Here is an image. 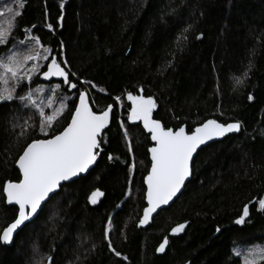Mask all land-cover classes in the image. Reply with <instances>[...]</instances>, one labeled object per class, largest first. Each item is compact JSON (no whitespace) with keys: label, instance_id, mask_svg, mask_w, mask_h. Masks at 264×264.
<instances>
[{"label":"trees","instance_id":"trees-1","mask_svg":"<svg viewBox=\"0 0 264 264\" xmlns=\"http://www.w3.org/2000/svg\"><path fill=\"white\" fill-rule=\"evenodd\" d=\"M24 4L15 36L23 38L22 30L31 29L58 61H67L73 82L97 86L78 85L89 90L93 110L99 113L111 104L113 112L95 166L64 183L10 246L0 243V264H47L48 256L53 264H233L234 244L264 242V211L258 210L264 198V0ZM249 65L248 78L236 86L234 77ZM40 83L37 78L31 87ZM64 93L75 95V90L62 85L57 95ZM128 93L152 97L157 105L153 118L167 128L185 125L190 132L207 119L241 125L238 133L198 150L179 197L145 228L138 221L152 143L139 121L128 120ZM28 115L17 103L0 105V233L18 211L6 205L3 186L19 181L15 162L38 135L17 139L19 128L13 124ZM96 190L102 195L93 204ZM245 205L250 215L237 225ZM110 218L112 231L106 237ZM179 224H186L184 231L171 234ZM166 237L165 251L158 252ZM109 239L121 256L109 248Z\"/></svg>","mask_w":264,"mask_h":264},{"label":"snow or ice","instance_id":"snow-or-ice-1","mask_svg":"<svg viewBox=\"0 0 264 264\" xmlns=\"http://www.w3.org/2000/svg\"><path fill=\"white\" fill-rule=\"evenodd\" d=\"M16 3L20 10H15L8 4L0 8V17L8 14L7 27L0 24V47L6 49L0 54V105L17 103L28 110L29 115L23 123L13 124L14 130L19 128L18 140H26L37 132L38 135L25 144L18 158L22 179L16 183L8 182L3 188L7 203L18 206L17 217L0 233V243L4 245L12 243L14 233L31 221L42 204L56 194L62 182L70 181L88 171L97 162L104 140L102 134L109 127L113 112L111 104L99 113L93 110L94 100H91L89 90H81L78 85L87 84L92 88L97 86L91 81L73 82L71 77L75 73L66 70L67 61H58L57 56L52 54L53 49L46 46L31 29H23V38L17 40L15 32L19 25L15 21L22 16L25 4L24 0H16ZM48 28L51 30L52 25L49 24ZM250 71L251 65L240 76H235V85H242ZM37 78L49 82L58 78L59 82L47 86L38 84L32 88L31 85ZM62 85L67 86L69 92L75 90V95H57ZM25 87L27 91L20 95L18 90ZM115 99L121 102L120 97ZM251 99L249 96V100ZM127 100L130 102L128 120L142 122L143 128L154 142L149 149L151 167L143 181L146 185L147 206L143 209L139 226H144L150 223L158 210L169 205L181 192L185 181L192 174L191 164L197 149L214 138L239 132L241 125L239 122L225 124L210 119L191 133L185 127L173 130L153 118L157 105L152 97L128 93ZM121 127H124L123 123ZM58 128L62 130L58 131ZM124 136L127 139L126 129ZM128 148L131 152L130 141ZM108 158L112 159L110 155ZM100 195L102 193L99 190L94 191L91 202L95 204ZM128 195H131V190ZM258 210L264 211V198L258 200ZM249 215V207L245 205L235 224H245ZM185 227L186 224H179L171 229V234L183 232ZM111 231L110 218L106 237ZM219 231L217 228V232ZM167 244L166 237L157 251L164 252ZM108 246L116 256H121L112 247L110 239ZM34 252L39 255L38 248ZM229 255L233 264L236 260L242 264H264V244H234ZM36 264H42V261H37ZM47 264H53V257H47Z\"/></svg>","mask_w":264,"mask_h":264},{"label":"water","instance_id":"water-1","mask_svg":"<svg viewBox=\"0 0 264 264\" xmlns=\"http://www.w3.org/2000/svg\"><path fill=\"white\" fill-rule=\"evenodd\" d=\"M55 56H56V55H55ZM40 80H41L42 82H45V83H48V82H49V81H43L42 79H40ZM54 80L59 81L58 78H54ZM128 115H129V113H128ZM207 120H210V119H207ZM207 120H205V121H203L201 124L195 126V127L192 129V131H193L196 127L201 126V125H202L203 123H205ZM139 122H140V121H139ZM218 122H219V121H218ZM234 122H238V121H230V122H227V123H234ZM221 123H222V122H221ZM227 123H225V124H227ZM239 123H240V122H239ZM140 125H141L142 129L145 131V133H147V134L149 135L150 141H151V143H152V145L148 148V154H149V160H150L149 170H150V167H151V154H150V152H149V149L153 146L154 142L151 140V135L147 132L146 129L143 128V124H142V122H140ZM180 127H185V125H181ZM178 128H179V127H178ZM178 128H177V129H173V130H178ZM185 129H186V127H185ZM186 131H187V130H186ZM189 133H191V131H190ZM236 133H238V132H236ZM229 134H233V133H229ZM229 134H227V135H229ZM223 138H224V137H222V138H214L213 140L207 141L204 145H201L200 148L197 149V152H198V150L201 149L202 147H205V146H207V145H209V144H211V143H213V142L220 141V140H222ZM197 152H196V153H197ZM196 153H194L193 158L195 157ZM21 154H22V152H21ZM21 154H20V155H21ZM20 155H19V156H20ZM19 156H18V158H19ZM18 158H17V160H16V162H15V167L18 169V171H19V173H20V179H19V181H20V180L22 179V173L20 172L19 167H18V164H17ZM98 158H99V156H98ZM98 158H97V160H98ZM95 164H96V163H95ZM95 164L92 165V166L88 169V171H86V172H84V173H81L79 176L74 177L72 180L62 182L61 186H62L64 183L71 182V181H73V180L79 178L80 176H84V175H86V174L89 172V170L95 166ZM149 170H148V171H149ZM147 174H148V173H147ZM190 177H191V175H190V176L188 177V179L185 181V184H184V186L182 187L181 192H182V190L184 189V187H185V185L187 184V182L189 181ZM19 181H7V182H5L4 186H5L6 183H8V182H14V183H16V182H19ZM4 186H3V188H4ZM61 186H60V187H61ZM144 187H145V191H144V202H145V206H144V207H146V206H147V202H146V199H145V194H146V185H145V184H144ZM58 190H59V188L57 189L56 193L58 192ZM181 192L178 193L177 197L174 198V200L177 199V198L179 197V195L181 194ZM3 195H4V199H5V203H6V205H7V206H10V204L7 203V200H6V194H5L4 192H3ZM174 200H173L172 202H170L169 205L163 206L162 209H165V208H167L168 206H170V205L174 202ZM44 204H45V202L42 204V206H43ZM13 206H16V205H13ZM42 206H41V208H42ZM16 207H17V210H18V206H16ZM41 208L38 210L37 214L31 219V221L34 220V219L36 218V216H37L38 213L40 212ZM143 209H144V208H143ZM162 209H161V210H162ZM159 211H160V210H158V212H159ZM158 212H157V213H158ZM157 213H156V214H157ZM156 214H154L153 217H154ZM17 215H18V211H17ZM17 215H16V217H17ZM142 216H143V210H142V213H141L140 218H142ZM16 217H15V218H16ZM140 218H139V220H140ZM13 221H14V220H13ZM13 221H12V222H13ZM31 221H29V222H31ZM151 221H152V220H151ZM151 221H150V223H151ZM12 222H10V223H12ZM10 223H9V224H10ZM26 223H28V222H26ZM150 223L147 224V225H144V226H139V221H138V226L141 227V228H145V227L149 226ZM9 224H8V225H9ZM8 225H7V226H8ZM7 226H5V227H7ZM5 227H4V228H5ZM4 228H3V229H4ZM3 229H2V231H3ZM18 230H19V229H18ZM18 230H17V232H18ZM2 231H1V233H2ZM17 232H16V233H17ZM16 233H14V236H15ZM14 236H13V239H14ZM163 240H164V239H163ZM12 242H13V241H12ZM162 242H163V241H162ZM1 244H2V243H1ZM11 244H12V243H11ZM11 244L6 245V246H10ZM2 245H4V244H2ZM165 248H166V247H165Z\"/></svg>","mask_w":264,"mask_h":264},{"label":"rangeland","instance_id":"rangeland-1","mask_svg":"<svg viewBox=\"0 0 264 264\" xmlns=\"http://www.w3.org/2000/svg\"><path fill=\"white\" fill-rule=\"evenodd\" d=\"M4 4H8L9 6L14 7L15 10H20L18 4L16 3V0H0V8H2ZM7 22H8V14H5L4 17H0V24H3L5 27H7ZM15 23H16V21H15ZM16 38H17V40L21 39L19 36H17ZM9 47H11V45H9ZM4 51H6V49L1 50L0 54H2ZM51 83H58V82L57 81H53ZM40 84H43V85L47 86V85L50 84V82H48V83H45V82L43 83L42 82ZM37 85L38 84H34L32 88L37 87ZM22 89H23V91L21 92L20 95H23L24 92L27 91V89L25 90V88H22ZM62 95H73V94L72 93H68V94L64 93ZM258 244H264V242H260ZM239 245H243V244H239Z\"/></svg>","mask_w":264,"mask_h":264}]
</instances>
